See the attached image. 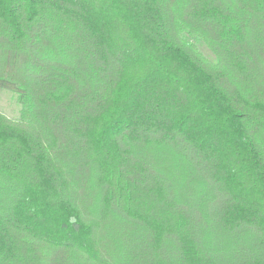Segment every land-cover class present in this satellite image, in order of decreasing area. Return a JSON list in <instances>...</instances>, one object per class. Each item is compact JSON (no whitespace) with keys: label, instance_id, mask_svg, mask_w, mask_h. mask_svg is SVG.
I'll list each match as a JSON object with an SVG mask.
<instances>
[{"label":"trees","instance_id":"trees-1","mask_svg":"<svg viewBox=\"0 0 264 264\" xmlns=\"http://www.w3.org/2000/svg\"><path fill=\"white\" fill-rule=\"evenodd\" d=\"M1 89L0 264H264V0H0Z\"/></svg>","mask_w":264,"mask_h":264},{"label":"rangeland","instance_id":"rangeland-1","mask_svg":"<svg viewBox=\"0 0 264 264\" xmlns=\"http://www.w3.org/2000/svg\"><path fill=\"white\" fill-rule=\"evenodd\" d=\"M195 42L197 43L199 50L205 55H207L208 52L205 50V48L202 47L200 42L197 40H195ZM20 109H21V106L17 102L15 94H13L9 90L1 89L0 90V113L4 115L6 118H9L11 120H18Z\"/></svg>","mask_w":264,"mask_h":264}]
</instances>
